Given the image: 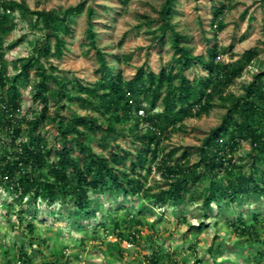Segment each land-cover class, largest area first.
I'll use <instances>...</instances> for the list:
<instances>
[{
  "label": "trees",
  "instance_id": "trees-1",
  "mask_svg": "<svg viewBox=\"0 0 264 264\" xmlns=\"http://www.w3.org/2000/svg\"><path fill=\"white\" fill-rule=\"evenodd\" d=\"M262 2L264 4V0ZM176 4L177 0L165 1L156 33V40L162 45L166 44V35H170L168 41L175 52V65L162 67L158 74L140 67L135 76L127 80L122 70H114L107 55L97 48L95 11L86 1L58 14L31 11L22 3L0 0V188L7 191L18 206L23 207L27 199L35 212L40 201L49 207L58 203L64 207L69 205L74 212L67 219L81 229L84 218L99 220L93 208L101 196L110 194L144 197L163 210L184 204L200 190L199 204L205 217L215 205L236 204L247 195L264 198V65L244 86L243 96L225 104L226 113L221 123L197 149V162L192 163L189 151H184L177 160L175 151L167 152L164 148L166 138L183 128L188 119L207 115L216 96L242 78L247 67L259 57L255 49L246 51L235 62H218L227 52L219 44L211 47L206 57L195 56L191 48L183 45L187 38L172 24ZM228 10L225 4L214 7L216 31L226 29L224 18ZM16 12L34 17L44 35L31 56L17 60V73L11 77L1 40L8 31L9 15ZM82 14H86L88 20L86 39L96 51L100 65V79L92 85L58 80L54 77L57 69L50 63V73L42 61L61 60L65 56L67 38L73 33V17ZM110 57L118 64L129 61L118 53ZM196 66L202 67L208 75L192 81L186 71ZM33 72L32 101L39 106V112L30 118V110L29 115L21 116V113L23 89L30 85ZM50 82L55 88L49 87ZM64 99L84 105L92 113L79 116L73 112L64 116L61 113L66 109L61 105ZM52 101L56 107L54 114L50 113ZM159 108L160 112L156 113ZM141 111L145 114L140 115ZM48 126L56 130L53 143L42 133ZM99 132L106 137L102 142L117 135L125 138L128 134L140 143V148L134 151L114 141L110 142L108 155L98 153L93 142ZM244 143L249 145V151L245 162H241L236 155L242 151ZM154 170L164 181L158 192L147 187L148 177ZM117 211L106 216L112 221L113 233L134 244L136 231L144 225V214H153V210L144 206L141 212L126 218H120ZM17 215L22 224L26 223L22 213ZM34 223V219L26 223L33 240ZM229 225L236 237L256 247L257 264L264 262V239L255 224L248 225L240 218ZM203 227L200 223L191 229L200 231ZM99 228L108 229V225L102 222ZM159 254L154 252L139 263L161 264ZM10 264H33V260L21 251L19 258L10 260Z\"/></svg>",
  "mask_w": 264,
  "mask_h": 264
},
{
  "label": "rangeland",
  "instance_id": "rangeland-1",
  "mask_svg": "<svg viewBox=\"0 0 264 264\" xmlns=\"http://www.w3.org/2000/svg\"><path fill=\"white\" fill-rule=\"evenodd\" d=\"M10 1L22 3L31 11H52L58 14L86 1L87 6L95 11L93 22L97 48L107 55L109 65L114 70H122L127 80H131L140 67L158 74L162 67L170 68L176 63L173 61L175 52L168 41L170 35H166L165 45L156 40L161 25L160 12L166 0ZM223 4L229 9L224 18L227 27L218 32L215 29L214 7ZM175 11L172 24L176 26V31L187 38L183 45L191 48L195 56L206 57L215 44L227 49L219 61L223 63L240 60L248 50L257 49L259 52L258 59L247 67L243 77L216 96L214 106L207 115L188 119L183 128L164 141L167 152H176L175 159L178 160L184 151H189L192 163H195L198 160L197 149L202 141L221 123L226 113L225 104L243 96L244 86L252 81L264 65V4L262 0H177ZM73 21V33L67 38L68 51L65 56L61 60L51 58L42 61L50 73V63L57 69L54 77L58 80L70 83L81 81L85 85H92L100 79V65L96 51L90 48L86 39V14L73 17ZM7 28L1 44L5 50L8 74L12 77L17 73V60L34 53L44 32L34 17L20 12L9 15ZM13 45L15 47H11ZM114 53L129 58V61L123 60L118 64L116 59L110 57ZM186 75L193 81L208 74L202 67L196 66L187 70ZM34 79L35 72L32 73L30 85L24 86L21 116L29 115L30 110V118H33L39 112V106L32 101ZM49 87L55 88L54 83L50 82ZM54 104L52 101L51 114L56 110ZM61 105L66 106V109L61 110L64 116L73 112L79 116L92 113L84 105L67 102L65 99ZM146 108L149 110L148 106ZM155 112H160V108ZM42 133L53 143L56 134L53 126L44 127ZM102 138L106 137L101 132L94 136L93 147L96 152L105 155L111 150L110 142L112 144L114 141L134 151L140 148V143L128 134L125 138L117 135L116 138L106 139L107 142H102ZM248 151L249 145L244 143L236 159L245 162ZM163 184L161 174L154 170L148 177L147 187H153L158 192L159 186ZM200 193V190L195 191L184 204L163 210L144 197H118L114 194L101 196L93 208L99 220L84 218L83 227L79 229L67 219L74 212L71 206L64 207L58 203L49 207L40 201L38 212H35L28 199L20 207L7 191L0 188V264H10V260H17L21 251L30 256L33 264H66L67 261L70 264H140L154 252L160 253L161 264H257L259 257L256 247L236 237L229 222L241 218L248 225L255 224L256 231L264 239V198L247 195L236 204L224 203L221 207L215 205L205 217L199 204ZM144 206L151 208L154 213L144 214V225L136 231L134 244L113 233L112 221L106 219L110 212L118 210V216L126 218L141 212ZM19 212L26 223L28 219L35 220L34 240L26 230V223L19 221ZM102 222L108 225V229L99 228ZM200 223L204 224L202 230L191 229Z\"/></svg>",
  "mask_w": 264,
  "mask_h": 264
},
{
  "label": "built area",
  "instance_id": "built-area-1",
  "mask_svg": "<svg viewBox=\"0 0 264 264\" xmlns=\"http://www.w3.org/2000/svg\"><path fill=\"white\" fill-rule=\"evenodd\" d=\"M221 57H219L218 59H217V61L219 62V61H221ZM140 115H144L145 113H144V111H141L140 113H139Z\"/></svg>",
  "mask_w": 264,
  "mask_h": 264
}]
</instances>
